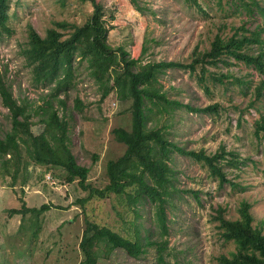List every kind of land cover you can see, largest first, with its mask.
<instances>
[{"label":"rangeland","instance_id":"obj_1","mask_svg":"<svg viewBox=\"0 0 264 264\" xmlns=\"http://www.w3.org/2000/svg\"><path fill=\"white\" fill-rule=\"evenodd\" d=\"M96 1L102 5L107 43L114 49L122 47L137 65L148 61L186 64L193 51L208 49L216 34H249L256 28L264 50V15L258 9V5L264 7V0H254L257 6L252 0ZM92 11L90 0H8L9 32H0V74L18 101L34 109L45 106L46 99L51 101L57 115L68 123L67 145L77 163L89 168L87 181L94 189L90 194L77 180L65 182L62 167L32 160L28 172L21 169L15 179L0 174V264H85L79 243L87 222L124 236H132L137 229L144 248L135 257L99 242L93 248L96 264H212L218 255L235 249L233 242L221 236L214 216L221 209L226 218H237L243 201L250 204L252 223L261 224L264 234V136L256 130V123L264 119V90L253 100L256 72L228 56L217 65H206L204 73L200 65L193 71L184 66L163 67L156 88L170 103L167 112L161 116L154 112L146 122L147 128L165 124V137L184 150L211 155L223 149L220 163L228 181L219 184L203 161L170 148L165 162L173 171L168 174L171 184L164 203L165 230L157 221V205L147 198L131 203L126 195L99 196L109 181L107 162L126 149L113 130H130V100L114 88L102 97L79 50L72 57L71 79L58 90L53 89V80L32 79L23 54L28 25L44 36L55 21L82 25ZM259 48L254 43L244 51L256 53ZM211 72L233 77L219 82ZM110 73L109 86L113 85ZM235 77L243 82L237 83ZM213 104L209 111L189 108ZM39 117L40 110L32 113L35 134L43 130ZM9 129V113L0 100V136ZM24 205L46 208L26 211ZM11 209L20 213L11 214ZM160 244L161 260L157 256Z\"/></svg>","mask_w":264,"mask_h":264},{"label":"trees","instance_id":"obj_2","mask_svg":"<svg viewBox=\"0 0 264 264\" xmlns=\"http://www.w3.org/2000/svg\"><path fill=\"white\" fill-rule=\"evenodd\" d=\"M90 1L93 4V11L82 25L55 21L53 26L46 29L44 36L28 25L26 46L23 49L25 61L35 82L53 80V89L58 90L71 79L72 57L79 50V55L88 60L90 73L99 84L102 97L114 88L118 95L130 100V130L122 127L113 130L115 138L124 143L126 149L117 159L107 162L109 181L98 191L99 196L104 197L111 192L118 196L126 195L125 199L131 203H136L142 196L147 198L157 205V221L165 230L164 203L168 194L167 185L171 184L168 174L173 171L165 162L170 148L174 147L181 153L203 161L208 165L210 172L218 178L219 184L228 179L220 163V159L224 158L223 149L211 155L205 154L203 150H184L165 137V124L146 127V122L154 117V112L161 116L167 112L170 103L164 93H160L156 88L157 76L163 67L171 66H184L193 71L200 65V71L204 73L207 71L206 65H217L224 61L223 56H228L254 69L257 81L252 82L253 100H258L264 90V50L259 39L260 32L256 28L249 34L232 33L227 37L216 34L209 48L193 51L191 61L186 64L174 61H148L137 65V60L128 58L122 47L114 49L107 43L106 26L101 19L102 5L96 0ZM190 1L196 3V0ZM252 1L258 5L256 1ZM7 8L8 0H0V32L8 33ZM258 9L264 15V7L258 5ZM254 43H258L260 47L256 53L244 51ZM110 71L113 74L111 86L106 84ZM211 74L212 78L219 82H224V78L233 77L227 72ZM234 80L239 84L243 82L238 77ZM103 86L105 90L102 89ZM0 100L7 108L10 118V129L0 136V174H8L15 179L21 169L25 173L28 172L27 166L32 160L41 165L62 167L66 173L65 182L77 180L82 189H88L92 194L94 188L87 181L89 168L78 164L71 153L67 145L68 123L57 115L51 101L46 99L45 106L39 105L37 109L28 103L18 101L3 74H0ZM152 105L155 106V110ZM215 106L216 104L189 108L194 111H209ZM39 110L40 117L37 122L43 125V130L35 134L31 129L34 124L31 117L33 112L38 114ZM46 111L49 112L44 114ZM256 125V130H261L264 136V119L258 121ZM24 153L27 156H24ZM23 208L26 211L37 212L41 208H46V205L39 208L24 205ZM249 208L250 204L243 201L239 206L240 214L235 219L223 216L221 209L217 211L214 218L218 220L217 226L221 236L224 240L233 242L235 249L228 254L218 255L212 264H264V234L261 231V224L252 223L253 216ZM10 213H20V209H11ZM99 242L105 243L109 250L121 248L130 256L137 257L144 251L137 229L132 236H124L107 226L87 222L79 243L85 264H96L93 248ZM148 242L149 240L146 241ZM162 248L163 244H160L157 252L160 260Z\"/></svg>","mask_w":264,"mask_h":264}]
</instances>
